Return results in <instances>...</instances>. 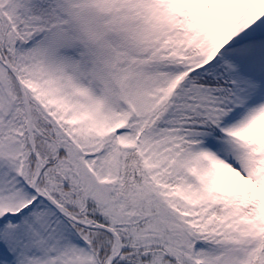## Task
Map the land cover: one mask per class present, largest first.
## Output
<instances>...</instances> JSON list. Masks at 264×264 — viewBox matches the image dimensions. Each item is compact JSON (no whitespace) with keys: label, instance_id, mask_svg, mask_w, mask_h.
I'll return each mask as SVG.
<instances>
[{"label":"snow or ice","instance_id":"snow-or-ice-1","mask_svg":"<svg viewBox=\"0 0 264 264\" xmlns=\"http://www.w3.org/2000/svg\"><path fill=\"white\" fill-rule=\"evenodd\" d=\"M0 264H264V0H0Z\"/></svg>","mask_w":264,"mask_h":264}]
</instances>
